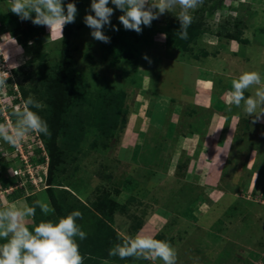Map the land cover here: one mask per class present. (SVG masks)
<instances>
[{
    "label": "rangeland",
    "instance_id": "obj_1",
    "mask_svg": "<svg viewBox=\"0 0 264 264\" xmlns=\"http://www.w3.org/2000/svg\"><path fill=\"white\" fill-rule=\"evenodd\" d=\"M70 2L77 15L64 41L60 25L20 20L0 0V123H14L31 95L51 133L15 148L0 142V189L12 185L21 154L50 183L32 197L2 191L0 209L46 198L54 213L37 208L30 229L79 210L84 264H162L109 256L138 233L170 243L177 264H264V118L226 104L241 73L264 77V0H204L186 40L176 34L178 7L139 34L114 9L102 29L108 43L83 22L91 0ZM63 86L70 102L55 121Z\"/></svg>",
    "mask_w": 264,
    "mask_h": 264
},
{
    "label": "clouds",
    "instance_id": "obj_2",
    "mask_svg": "<svg viewBox=\"0 0 264 264\" xmlns=\"http://www.w3.org/2000/svg\"><path fill=\"white\" fill-rule=\"evenodd\" d=\"M9 3L10 12L20 20H31L33 24L47 26L50 30L53 25H60L62 29L65 24L73 23L77 15L75 3L65 6L64 0H9ZM203 3L204 0H91L90 14L84 16L83 22L91 29L90 34L95 40L108 43L110 38L102 29L110 25L114 9L123 13L118 17L123 28L139 34L142 25L151 26L160 15L178 7L175 17L180 27L176 34L179 39L186 40L193 20L191 13ZM144 58L148 59L146 55ZM5 85L6 79L0 78V87ZM253 86H256L254 94L245 96ZM23 103V109L13 113L14 123H0V142L13 148L30 133L51 135L47 121L38 111L32 110H40L44 105L31 95ZM226 104L229 109L232 106L241 108L256 121L264 118V77L261 73L245 71L233 79L231 90L226 94ZM6 155L0 153V156ZM47 168L48 161L46 172ZM37 208L44 216L55 211L46 198L37 199L31 206L12 205L0 209V264H84L77 242L85 240L88 235L77 222L82 219V213L73 210L63 217L43 220L30 229L26 222L35 217ZM108 254L121 260L132 257L177 264V254L170 243L139 233L115 244Z\"/></svg>",
    "mask_w": 264,
    "mask_h": 264
},
{
    "label": "built area",
    "instance_id": "obj_3",
    "mask_svg": "<svg viewBox=\"0 0 264 264\" xmlns=\"http://www.w3.org/2000/svg\"><path fill=\"white\" fill-rule=\"evenodd\" d=\"M21 156V164L19 166L10 167L8 170L9 176L14 179L12 182V185L9 184V186L5 188L0 189V197L2 194V191L6 194H11L12 192L25 191L26 195L36 193L38 191L44 190L48 185L40 179L39 173H38V166L32 167L30 165L29 158L25 155ZM37 165V163H36ZM45 168H43L41 171L46 172V165H47V158H45ZM46 176V173H44ZM19 189V190H16ZM11 190V191H8ZM14 190V191H13ZM1 199V198H0Z\"/></svg>",
    "mask_w": 264,
    "mask_h": 264
},
{
    "label": "trees",
    "instance_id": "obj_4",
    "mask_svg": "<svg viewBox=\"0 0 264 264\" xmlns=\"http://www.w3.org/2000/svg\"><path fill=\"white\" fill-rule=\"evenodd\" d=\"M166 25V24H165ZM168 25V24H167ZM62 31H63V39H64V41H66L67 39H68V26H67V24H65L64 26H63V29H62ZM231 36V38H233L232 37V35H230ZM67 87L65 88L64 86L59 90V88H56V93L54 94L55 96H56V100L54 101V106H55V110H54V119H55V121H58L59 120V114H60V111H62L63 110V108H64V106L66 105L65 103L67 102V104L70 102L69 100V97H70V95H71V93H69V91L67 92ZM60 121V120H59ZM63 125V122L62 123H60L59 124V126H62ZM52 147V146H51ZM50 147V149L49 150H51L52 151V148ZM51 151H49V153H50V157L49 158H51L50 160H49V163H48V168H47V182H49V179L50 178H48L49 177V175H50V172H51V168H52V153H51ZM38 160H43V157L42 156H40L39 157V159ZM4 178V175L2 174V169H0V180L1 179H3ZM13 179V178H12ZM14 181V180H13ZM10 183H12V182H10ZM49 185V187H46L44 190H41V191H39L38 193L39 194H41L42 192H44V191H48V189L50 188V183H48ZM16 193H18V191H16ZM15 192L13 193V194H16ZM19 193H21L20 191H19ZM8 195H12V194H8ZM34 195H36L37 196V194L36 193H33V194H29V195H27L28 197H32V196H34ZM51 196V195H50ZM51 199H52V196H51ZM53 204H54V206L55 207H57L56 205V203H55V201L53 202Z\"/></svg>",
    "mask_w": 264,
    "mask_h": 264
},
{
    "label": "bare ground",
    "instance_id": "obj_5",
    "mask_svg": "<svg viewBox=\"0 0 264 264\" xmlns=\"http://www.w3.org/2000/svg\"><path fill=\"white\" fill-rule=\"evenodd\" d=\"M188 239V238H187Z\"/></svg>",
    "mask_w": 264,
    "mask_h": 264
},
{
    "label": "crops",
    "instance_id": "obj_6",
    "mask_svg": "<svg viewBox=\"0 0 264 264\" xmlns=\"http://www.w3.org/2000/svg\"><path fill=\"white\" fill-rule=\"evenodd\" d=\"M2 207V206H1Z\"/></svg>",
    "mask_w": 264,
    "mask_h": 264
}]
</instances>
